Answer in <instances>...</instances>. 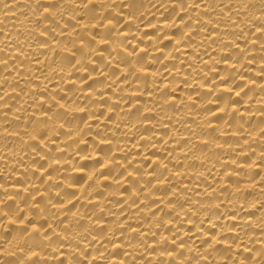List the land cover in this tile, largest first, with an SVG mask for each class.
Listing matches in <instances>:
<instances>
[{
  "label": "bare ground",
  "instance_id": "1",
  "mask_svg": "<svg viewBox=\"0 0 264 264\" xmlns=\"http://www.w3.org/2000/svg\"><path fill=\"white\" fill-rule=\"evenodd\" d=\"M0 264H264V0H0Z\"/></svg>",
  "mask_w": 264,
  "mask_h": 264
}]
</instances>
